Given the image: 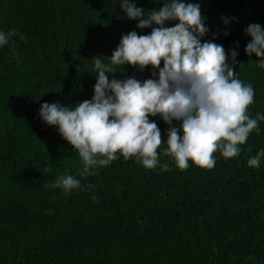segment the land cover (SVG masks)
<instances>
[{
    "label": "trees",
    "instance_id": "16d2710c",
    "mask_svg": "<svg viewBox=\"0 0 264 264\" xmlns=\"http://www.w3.org/2000/svg\"><path fill=\"white\" fill-rule=\"evenodd\" d=\"M130 2L148 12L170 0ZM183 2L200 4L209 29L203 40L226 53L236 48V76L255 91L249 114L264 115V69L245 54L250 37L244 32L253 23L264 28V0ZM115 10L119 0H0V31L17 32L14 54L11 41L0 47V264H264V157L257 168L247 164L264 151V121L238 156L216 153L211 170L191 161L179 170L162 155L170 170H149L121 156L81 176L78 153L67 151L45 173V161L32 154L43 145L47 159L57 157L54 145L63 141L39 118L41 104L28 105L18 119L16 106L37 78L53 102L74 108L94 94L93 57L110 58L122 34H150L151 28L136 29V21L114 29ZM122 71L116 68V79ZM149 119L167 131L159 117ZM64 174L79 179L81 188L44 187ZM33 233L40 237L19 243Z\"/></svg>",
    "mask_w": 264,
    "mask_h": 264
},
{
    "label": "clouds",
    "instance_id": "9594fccd",
    "mask_svg": "<svg viewBox=\"0 0 264 264\" xmlns=\"http://www.w3.org/2000/svg\"><path fill=\"white\" fill-rule=\"evenodd\" d=\"M119 3L126 18L137 22L136 29L151 28L150 34L140 35L135 30L122 34L110 58H92L96 83L90 100L74 108L55 102H45L39 108L41 121L56 127L78 153L82 164L79 175H95L93 169L108 166L119 156L125 161L135 158L149 170L159 165L162 171L170 167L161 162V155L179 170H186L189 161L211 170L216 153L225 159L238 156L250 134L259 132L258 123L264 121V115L257 112L253 118L249 114L255 91L236 76V48L226 53L223 45L203 40L209 29L199 3L170 0L148 12L130 0ZM222 21L229 23L228 18ZM171 22L174 26H168ZM244 32L250 37L245 54L255 55L258 67L264 69V28L253 23ZM15 36L14 29L0 31V47L11 41L14 54ZM118 66L141 73L150 68V78L116 79ZM150 117H159L167 131L162 134ZM261 157L264 151L250 158L248 167H259ZM50 171L44 168L45 173ZM44 187L70 193L80 189L81 183L64 174Z\"/></svg>",
    "mask_w": 264,
    "mask_h": 264
},
{
    "label": "rangeland",
    "instance_id": "374dc122",
    "mask_svg": "<svg viewBox=\"0 0 264 264\" xmlns=\"http://www.w3.org/2000/svg\"><path fill=\"white\" fill-rule=\"evenodd\" d=\"M113 15H114L113 28L118 29V30H124L128 26V23H129V20L126 18V14L121 10H115L113 12ZM150 73H151V70H148V69H145L142 73L139 72L138 70H124L121 72L118 79H125L131 76H135L137 79L143 81L145 79L150 78ZM53 101H54V98L48 92H46L40 80L37 78L32 94L29 97L25 98L23 102L19 103L16 106L17 107L16 114L18 116V119L22 118V116L24 115V110L28 105L43 104L45 102L51 103ZM6 126H10V124H6ZM54 146H56L55 152L57 154V157L54 154H52L50 157H48V159H47L48 155L44 151L45 147L43 145H36L34 146V148H32V154L33 155L36 154L37 156L41 157L45 161V162L42 161L43 168L45 167L51 168V167L57 166V159L59 156L65 159L67 151H75L65 140L60 142L59 145L55 144ZM120 157L121 156L118 157V160ZM39 237H40V233H33V234H30L24 241H19V243L24 244L30 241H34L38 239Z\"/></svg>",
    "mask_w": 264,
    "mask_h": 264
}]
</instances>
